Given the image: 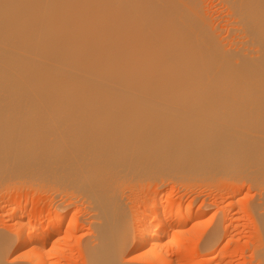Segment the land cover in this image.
Masks as SVG:
<instances>
[{
	"label": "bare ground",
	"instance_id": "6f19581e",
	"mask_svg": "<svg viewBox=\"0 0 264 264\" xmlns=\"http://www.w3.org/2000/svg\"><path fill=\"white\" fill-rule=\"evenodd\" d=\"M208 2L0 0V264H230L244 184L264 264V0Z\"/></svg>",
	"mask_w": 264,
	"mask_h": 264
},
{
	"label": "rangeland",
	"instance_id": "374dc122",
	"mask_svg": "<svg viewBox=\"0 0 264 264\" xmlns=\"http://www.w3.org/2000/svg\"><path fill=\"white\" fill-rule=\"evenodd\" d=\"M214 1V0H213ZM209 4L211 3V0H209V2H208ZM221 23L222 22H220V25H221ZM223 24V23H222ZM223 184V183H222ZM218 184V186L216 187H214V188H212V187H204V188H199V189H196L197 191H199V192H197L196 190L195 191H193L192 192V189H189L188 188V190H190L189 192H188V190L186 189V191H185V189L184 188H181V190L182 189H184V190H182L183 192V194H184V191L186 192L184 195H186L187 196V194H188V198L187 199H185V197L186 196H184V199H185V203H186V201H188V200H190L189 198L190 197H193L194 196V193H199L200 194V196L202 197L201 199H203V198H209V197H211L213 200H214V198L216 199V198H218V199H216L217 201H220V200H222L221 198H223L222 196H224L225 195V192H226V190H225V188L227 189L228 187L227 186H229V184ZM222 185V186H221ZM226 186V187H225ZM241 187H243V188H241L240 190H239V192H238V196H237V198H236V201H235V206H238V207H240V208H238V207H235V211H234V213L232 214L233 216H232V219H234L235 218V220L233 221V225H235V224H237V228L235 227H231L232 229H235V231L234 230H231V228L230 229H228V231H229V233H228V235L227 236H225V238H223V240L221 241V247H223V246H225V244L227 243V240L229 239L230 240V242L231 243H229V246H228V249H225V247H224V254L227 256H224V259H226V262H228L229 260H227L228 258H230V260H232V262L230 263V264H255L256 263V260H254V256H253V248H255V246H257L258 245V239H259V237H258V239H256V234L257 235H259V233H258V228L256 227V225H257V222H255L256 221V218H255V216L250 212V210H249V203H251V200L253 199V197H254V195H255V190H253L252 188H250L249 186H248V184H244V185H242ZM209 188V189H208ZM210 188H212L211 190H210ZM223 190H222V189ZM179 189V191L181 192V190H180V188H177L176 189V191ZM214 189V190H213ZM215 189H217L216 191H215ZM210 190V191H209ZM215 191V192H214ZM223 191V192H222ZM42 192V193H41ZM191 192V193H190ZM201 192V193H200ZM210 192V193H209ZM213 192V193H212ZM196 193V194H197ZM222 195H221V194ZM46 194H49V193H46V192H43V190L41 191H38V192H36L35 194H33V193H31V192H29V197H34V199L35 200H37L34 204H32V203H30V202H28V206L26 207L27 209L26 210H30V209H34L35 208V212H36V216L35 217H39V216H42V217H46V216H44L46 213H47V210H48V208L50 207V205H49V202H47L48 201V199H47V195ZM127 195H129V193L127 192L126 193ZM193 194V195H192ZM203 194V195H202ZM216 196H215V195ZM221 195V198H220V195ZM26 194H24L23 195V197L25 196ZM46 195V196H45ZM131 195V194H130ZM207 195H209V197L207 196ZM219 195V196H218ZM218 196V197H217ZM240 196V197H239ZM243 196V197H242ZM129 197V196H128ZM46 198V199H45ZM210 198V199H211ZM220 199V200H219ZM240 200V201H239ZM244 200V201H243ZM13 200H12V198H11V200L9 201V203H7V205L8 206H10V203H13L12 202ZM239 201V202H238ZM1 202V201H0ZM46 202V203H45ZM126 202H127V199H126ZM236 202H237V204H236ZM2 203V202H1ZM0 203V204H1ZM140 204V205H139ZM241 206H240V205ZM12 205V204H11ZM138 207H140L141 206V203H138V204H136ZM33 206V207H32ZM247 206V207H246ZM48 207V208H47ZM212 207V208H211ZM216 206L215 205H213V206H210L209 208H210V210H209V208H207L208 209V211L209 212H207V209L206 208H204V209H202V210H199L200 211V213L198 212V214H203L204 215V219H205V224H204V226L206 225V226H208L211 222H210V218L212 217V213H214V211L217 209V208H215ZM141 208V207H140ZM239 209V211H238V209ZM243 210H242V209ZM203 210H205V211H203ZM211 211H213V212H211ZM203 212H207V214L206 213H203ZM41 215H40V214ZM239 214V215H238ZM253 217V218H252ZM255 218V219H254ZM12 219V220H11ZM13 219L14 218H9V219H7V222L5 221V224H7L8 223V225H6V226H4L5 224H1L2 226H1V228L2 229H4V231L5 230H8L9 228H11V229H9L8 231L10 232H13V230H15V226H13V224H15V220L13 221ZM210 219V220H209ZM207 220L209 221V224L207 225L206 223H207ZM213 220V219H212ZM10 221V222H9ZM14 223H13V222ZM215 221V220H214ZM236 222V223H235ZM13 223V224H12ZM239 224V225H238ZM203 226V225H202ZM7 227H9L8 229H7ZM202 228H204V227H202ZM206 228V227H205ZM254 229H255V231L257 232H255L254 231ZM88 233L87 232V229H85V230H83V231H80V232H77V236H81L82 234L83 235H85V233ZM82 233V234H81ZM230 233H232V234H234V235H231ZM256 233V234H255ZM230 236H232V237H230ZM196 237V236H195ZM195 237L193 236L192 238H190L189 239V241L188 242H190L189 244H192L193 242H196V239H197V237H196V239H195ZM231 238V239H230ZM192 239V240H191ZM255 239V240H254ZM249 241V242H248ZM257 241V242H256ZM73 243V244H72ZM254 243H255V246H254ZM257 243V244H256ZM70 244H72V246H73V248H72V250L74 249V251H69V252H73V253H71V254H73V255H75V256H73V257H71L70 259L69 258H66L65 260H69L70 262L71 261H74V259L73 258H75V261L74 262H71V264H83V253H82V250L80 249V247L76 244V242L75 241H72V242H70ZM231 244V245H230ZM75 245H76V247H75ZM231 248V249H230ZM232 250V251H231ZM81 251V252H80ZM232 252V253H231ZM234 256H232V255ZM230 255V256H229ZM229 256V257H228ZM232 256V257H231ZM253 256V257H252ZM236 257V258H235ZM250 258V259H249ZM253 259V260H252ZM55 260H56V258H55ZM64 261V262H66V263H64V264H67L69 261ZM80 261V262H79ZM77 262V263H76ZM242 262V263H241ZM254 262V263H253ZM68 264H70V263H68ZM226 264H229V263H226Z\"/></svg>",
	"mask_w": 264,
	"mask_h": 264
}]
</instances>
